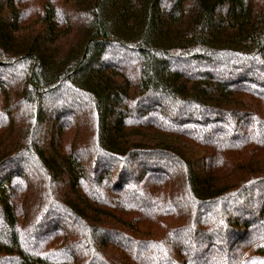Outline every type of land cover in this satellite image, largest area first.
<instances>
[{
	"label": "trees",
	"instance_id": "trees-1",
	"mask_svg": "<svg viewBox=\"0 0 264 264\" xmlns=\"http://www.w3.org/2000/svg\"><path fill=\"white\" fill-rule=\"evenodd\" d=\"M0 264H264V0H0Z\"/></svg>",
	"mask_w": 264,
	"mask_h": 264
}]
</instances>
